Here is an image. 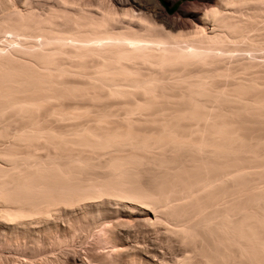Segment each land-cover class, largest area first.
I'll list each match as a JSON object with an SVG mask.
<instances>
[{
	"label": "bare ground",
	"instance_id": "1",
	"mask_svg": "<svg viewBox=\"0 0 264 264\" xmlns=\"http://www.w3.org/2000/svg\"><path fill=\"white\" fill-rule=\"evenodd\" d=\"M263 182L264 0H0V264H264Z\"/></svg>",
	"mask_w": 264,
	"mask_h": 264
},
{
	"label": "rangeland",
	"instance_id": "2",
	"mask_svg": "<svg viewBox=\"0 0 264 264\" xmlns=\"http://www.w3.org/2000/svg\"><path fill=\"white\" fill-rule=\"evenodd\" d=\"M160 3H161V1L160 0H158ZM165 1V3H166V12H167V14H169V15H175V13L181 8V7H184V6H187L188 4H191L192 2H194L195 0H176L174 3H172L171 4V2H172V0H164ZM162 6L165 8V6L162 4ZM264 183V182H263ZM260 184H262V183H260ZM261 186V185H260ZM263 186H264V184H263ZM262 186V187H263ZM247 193V192H246ZM245 194V193H244ZM137 232V231H136ZM138 235H141L140 233L138 234H135L134 236H133V238L131 237V240L129 239V242H130V244L132 245L133 243L135 244V243H143V245L145 244V245H147V247H146V249H149L150 247V249H152V248H158V242H156V244L155 243H149V245H148V242H143V241H141V240H143V237H142V235H141V240L139 239L140 238V236L138 237ZM136 236V237H135ZM136 239H138V240H136V241H133V240H135V238ZM78 240H76V242H75V244L73 245V246H71L70 247V249H72V251H74L75 253H77V254H83L84 252H85V249H84V247H86V242L88 241V239H87V241L86 242H84L86 239H83L82 241L80 240L81 238L79 237V238H77ZM138 241V242H137ZM83 242H84V244H83ZM140 243V244H141ZM147 243V244H146ZM133 244V246H135ZM138 244L139 246H142L143 247V245L141 244ZM152 244H154V245H152ZM137 245V244H136ZM137 245V246H138ZM145 245H144V247H145ZM151 245V246H150ZM158 245V246H157ZM49 246H47L46 248H48ZM149 247V248H148ZM158 250H161L160 249V246H159V249ZM161 251H163L164 252V254H166V252H165V250H161ZM50 254V252L49 251H47L46 252V254ZM13 254V256H18V254L17 253H15L14 254V252H9V253H7V255H12ZM167 256H168V254H167Z\"/></svg>",
	"mask_w": 264,
	"mask_h": 264
},
{
	"label": "trees",
	"instance_id": "3",
	"mask_svg": "<svg viewBox=\"0 0 264 264\" xmlns=\"http://www.w3.org/2000/svg\"><path fill=\"white\" fill-rule=\"evenodd\" d=\"M161 1V4H163L164 6H165V9H166V3H165V1L164 0H160ZM167 10V9H166Z\"/></svg>",
	"mask_w": 264,
	"mask_h": 264
}]
</instances>
